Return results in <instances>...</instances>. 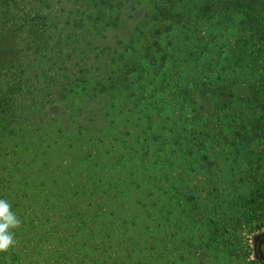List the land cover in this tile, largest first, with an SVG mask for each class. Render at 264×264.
I'll return each instance as SVG.
<instances>
[{"label":"trees","instance_id":"obj_1","mask_svg":"<svg viewBox=\"0 0 264 264\" xmlns=\"http://www.w3.org/2000/svg\"><path fill=\"white\" fill-rule=\"evenodd\" d=\"M0 200V264H264V0H0Z\"/></svg>","mask_w":264,"mask_h":264},{"label":"rangeland","instance_id":"obj_2","mask_svg":"<svg viewBox=\"0 0 264 264\" xmlns=\"http://www.w3.org/2000/svg\"><path fill=\"white\" fill-rule=\"evenodd\" d=\"M123 7H124L123 15H122L120 22H118L116 27L114 26L112 29L106 31L107 33L106 37H108V40L110 41L115 40V38L117 37H124L128 34V32L133 30L135 25L139 22V19H141L144 11L147 9L146 5L138 6L136 9H133L131 4H126ZM200 103H203V102L200 101ZM201 105H197L195 109H199V106ZM201 193L203 194V192ZM250 237L251 236L249 235L248 243L250 242L252 243V238ZM259 248H260V254L263 256L264 255V236L261 238ZM209 254H210L209 251L201 249V250H197L196 253L194 252L188 253L187 257L197 262V264H209L207 262V258ZM174 256L175 255H171V257H174ZM252 256L255 258L256 257L255 253L252 254ZM188 262H190V260Z\"/></svg>","mask_w":264,"mask_h":264},{"label":"clouds","instance_id":"obj_3","mask_svg":"<svg viewBox=\"0 0 264 264\" xmlns=\"http://www.w3.org/2000/svg\"><path fill=\"white\" fill-rule=\"evenodd\" d=\"M8 209V204L0 200V217L3 218V222H0V251L8 249L10 245L15 243L12 234L6 230L10 226H16L19 223L14 215L9 213Z\"/></svg>","mask_w":264,"mask_h":264},{"label":"crops","instance_id":"obj_4","mask_svg":"<svg viewBox=\"0 0 264 264\" xmlns=\"http://www.w3.org/2000/svg\"><path fill=\"white\" fill-rule=\"evenodd\" d=\"M262 259L264 260V255L262 256Z\"/></svg>","mask_w":264,"mask_h":264}]
</instances>
